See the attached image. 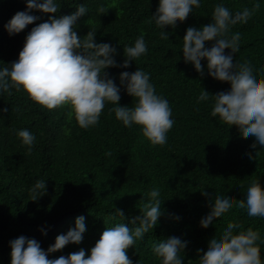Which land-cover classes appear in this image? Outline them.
I'll return each mask as SVG.
<instances>
[{
    "label": "trees",
    "instance_id": "1",
    "mask_svg": "<svg viewBox=\"0 0 264 264\" xmlns=\"http://www.w3.org/2000/svg\"><path fill=\"white\" fill-rule=\"evenodd\" d=\"M216 2L202 0L184 21L175 27L166 25L169 36L162 39L161 29L149 22L158 0H60L56 15L70 14L78 4L86 5L87 13L77 19L74 30L79 36L96 30V42L116 48L118 64L124 59V45L144 34L148 47L145 55L130 61L127 68L109 67L106 71L117 84L122 71L139 67L149 72L157 93L169 101L174 124L167 142L153 145L138 126L127 127L117 120L108 111L110 103L95 126L82 128L69 117L66 105L49 109L15 89L11 95L0 94V109H8L0 112V264H10V240L24 235L35 238L47 250L56 235L74 227L80 215L86 224L82 241L69 243L48 256H67L81 248L87 256L105 227L122 219L129 224L153 187L160 190L162 214L153 230L126 249L133 264H159L152 254V243L169 236L187 241L181 253L185 264H200L212 235L228 221L259 229L264 237V218L249 217L246 209L237 205L214 217L212 223L203 219L215 207L213 197L218 198L220 191L231 192L240 200L252 179H259L264 187V146L251 147L255 137L246 134L241 121L211 116V100L197 101L202 90L215 95L230 87L232 81L208 76L206 67L201 75L182 56L187 27L209 23ZM225 3L235 12L254 5L255 0ZM25 8L26 0H0V67L18 58L27 33L50 15L32 10L40 19L9 35L5 23ZM232 31L242 33L235 55L253 57L264 76V5ZM211 43L206 41L205 46ZM201 64L206 66V60ZM132 99L121 87L118 104L130 106ZM21 128L35 134L30 153L13 132ZM38 179L45 180V192L32 200L30 188ZM115 208L124 210L123 218L111 215ZM261 257L264 259V245Z\"/></svg>",
    "mask_w": 264,
    "mask_h": 264
},
{
    "label": "clouds",
    "instance_id": "2",
    "mask_svg": "<svg viewBox=\"0 0 264 264\" xmlns=\"http://www.w3.org/2000/svg\"><path fill=\"white\" fill-rule=\"evenodd\" d=\"M202 0H158L155 12L149 17L160 31L162 39H168L166 25L175 27L184 21L193 7L199 8ZM264 5V0L245 5L233 12L225 0H218L213 6L211 20L201 27H187L182 38V56L194 69L217 80L232 81L231 86L209 94L202 90L197 101H212L211 116L223 120L241 121L246 134L255 137L251 147L264 146V76L257 67V61L243 55L240 50V31H232L238 23H246ZM60 0H26V8L17 11L4 25L9 35L23 30L28 24L40 19L32 10L48 13L47 20L30 29L19 51L18 58L9 65L0 67V94H12V89L24 91L34 102L49 109L66 105L69 117L74 118L82 128L95 126L106 104L115 118L124 126L139 127L142 135L153 145H164L167 133L172 128V109L169 101L158 94L151 82L150 73L136 67L135 71L119 73V84L106 71L109 67L127 68L148 52L144 34L133 43L123 47L124 59L117 63L116 48L107 42H96V30H88L79 36L74 30L79 17L87 13L85 4H78L70 14L56 15ZM101 13L105 12L103 6ZM211 41L210 46H205ZM206 60L202 66L201 60ZM121 87L134 99L131 105H120ZM132 99V100H133ZM8 111L7 108L0 112ZM21 144L32 151L35 134L27 129H14ZM250 158L252 157L249 153ZM45 180L38 179L31 186L32 200L45 192ZM139 213L132 216L129 224L122 221L105 227L94 246L85 254V249L67 256L49 258L48 254L62 249L69 243H80L86 231L85 217L77 216L74 227L66 233L56 235L47 250L42 249L35 238L20 235L10 240V264H133L126 249L144 238L153 230L161 213L160 190L153 187L147 194ZM215 207L204 215V221L226 213L234 205L244 208L249 217L264 218V187L259 179H252L244 199L237 200L231 192L220 191L213 197ZM112 216L124 217V210L115 208ZM179 219V216L175 217ZM131 225V226H130ZM237 230V231H234ZM187 244L177 236L153 241L152 254L159 264H185L181 254ZM264 237L259 229L244 228L240 223L228 221L222 230L216 231L204 250L200 264H264L261 257ZM203 247V244L201 245ZM137 264V261H136Z\"/></svg>",
    "mask_w": 264,
    "mask_h": 264
}]
</instances>
